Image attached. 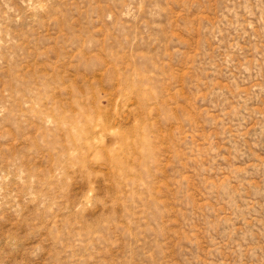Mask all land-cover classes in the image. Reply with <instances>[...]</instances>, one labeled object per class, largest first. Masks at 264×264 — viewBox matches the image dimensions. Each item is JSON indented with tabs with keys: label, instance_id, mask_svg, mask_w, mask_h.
Returning a JSON list of instances; mask_svg holds the SVG:
<instances>
[{
	"label": "rangeland",
	"instance_id": "obj_1",
	"mask_svg": "<svg viewBox=\"0 0 264 264\" xmlns=\"http://www.w3.org/2000/svg\"><path fill=\"white\" fill-rule=\"evenodd\" d=\"M0 264H264V0H0Z\"/></svg>",
	"mask_w": 264,
	"mask_h": 264
}]
</instances>
